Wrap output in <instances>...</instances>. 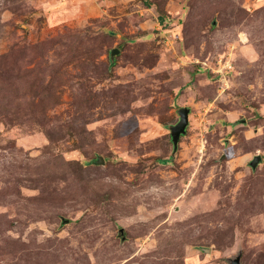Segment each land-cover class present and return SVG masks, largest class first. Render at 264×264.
Returning a JSON list of instances; mask_svg holds the SVG:
<instances>
[{
    "label": "rangeland",
    "instance_id": "rangeland-1",
    "mask_svg": "<svg viewBox=\"0 0 264 264\" xmlns=\"http://www.w3.org/2000/svg\"><path fill=\"white\" fill-rule=\"evenodd\" d=\"M0 264H264V0H0Z\"/></svg>",
    "mask_w": 264,
    "mask_h": 264
},
{
    "label": "water",
    "instance_id": "water-1",
    "mask_svg": "<svg viewBox=\"0 0 264 264\" xmlns=\"http://www.w3.org/2000/svg\"><path fill=\"white\" fill-rule=\"evenodd\" d=\"M117 50L114 49L112 51V54H114ZM179 113H180V121L175 124L174 126L171 127L172 129V138L173 141L175 142V145L177 144L178 138L181 135L182 132L185 131L186 129V125L188 123V114H189V108L187 107H183L179 109ZM176 148V147H175ZM103 160V158L100 156L99 157V162Z\"/></svg>",
    "mask_w": 264,
    "mask_h": 264
}]
</instances>
